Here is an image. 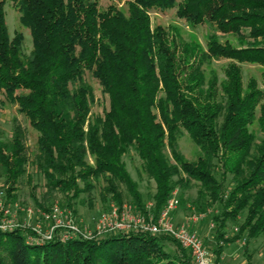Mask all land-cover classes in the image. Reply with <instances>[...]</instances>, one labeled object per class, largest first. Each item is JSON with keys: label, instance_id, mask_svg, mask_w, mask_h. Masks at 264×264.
I'll use <instances>...</instances> for the list:
<instances>
[{"label": "trees", "instance_id": "obj_1", "mask_svg": "<svg viewBox=\"0 0 264 264\" xmlns=\"http://www.w3.org/2000/svg\"><path fill=\"white\" fill-rule=\"evenodd\" d=\"M10 1L31 47L23 51L21 31L10 36L0 0V106L26 123L14 116L0 137L7 200L24 178L35 191L37 176L43 202L59 195L72 209L101 182L103 204L122 203L125 191L141 207L124 160L133 151L138 178L154 183L155 213L181 188L217 205V258L228 221L238 226L230 241L264 236V0ZM168 10L202 29L203 43L152 17ZM184 136L192 156L180 147ZM27 233L0 231V264H194L167 234L29 244Z\"/></svg>", "mask_w": 264, "mask_h": 264}, {"label": "built area", "instance_id": "obj_2", "mask_svg": "<svg viewBox=\"0 0 264 264\" xmlns=\"http://www.w3.org/2000/svg\"><path fill=\"white\" fill-rule=\"evenodd\" d=\"M176 190L159 211L154 212L152 201L145 202L141 207L132 202L109 201L101 211L92 227L83 225L67 207L58 201L52 203L48 210L31 207H19L5 198L0 190V231L16 228L29 230L25 241L29 244H41L57 238L60 242L76 238L89 239L109 233L147 232L150 234H167L172 236L183 248L187 249L194 264H226L223 257L217 256L205 247L191 225L205 217L204 213H192L182 224L172 222L171 214L178 208ZM19 214L22 215L21 220ZM36 218L32 224L30 220Z\"/></svg>", "mask_w": 264, "mask_h": 264}, {"label": "rangeland", "instance_id": "obj_3", "mask_svg": "<svg viewBox=\"0 0 264 264\" xmlns=\"http://www.w3.org/2000/svg\"><path fill=\"white\" fill-rule=\"evenodd\" d=\"M3 1H4L5 19L9 29L10 36H12L15 31H21L25 37L23 44V51L25 53H28L31 47V39L29 37V34L27 30L19 24L18 15L16 13L15 7L12 4V2L10 0H3ZM152 17L155 20H161L166 24L171 22L179 26H182L184 30L183 34H185V37L187 39L190 36H195L201 43H203V30L200 28H196L193 31L190 30L182 22L176 20L174 10H168L165 16L153 14ZM96 98L100 100V94L98 90H96ZM106 104L107 103L105 101L103 103L101 102L100 104H96L93 107V109L96 112H100ZM14 116L18 119V121L21 123L22 126L26 127V123L24 122L22 116L17 114L14 108H10L9 106H0V137L2 139L9 137L12 127V119ZM30 141H28L27 144H31ZM179 143L183 152L188 156H192L194 152V147L189 141V139L186 136H184L183 138H181ZM124 160L127 171L130 173V175L134 180H138L139 191L142 194L144 202L151 201V196L155 190L154 183L145 177H142L141 179L138 178L137 168L139 167L140 164L139 158L135 155L133 151H131L129 156H126ZM32 184H38V187L35 189V191L32 190L31 185H27L25 178L21 180L19 183V189L15 193L17 198L10 199L9 201L12 204H17L19 207L27 206L33 209H37L39 207L33 201L32 196H30V194L33 193L35 195V199L44 204V209L41 210L47 211L48 208L52 205V203L61 199V196L56 195L53 201L43 202L41 199V194L42 192H44L42 186L43 184L42 177L41 178L37 176L34 177ZM100 184L101 182L97 184L94 190H92L91 192L82 193L74 201L72 205V209L67 207L70 211L74 210L73 215L77 218V220H79V222H82L83 225H87L88 227H92V224L100 215L101 211L104 210V208H106L108 204L106 203L105 205L100 200L99 188H98V185ZM3 186L4 185L2 184V179H0V190L2 191H4L5 189L4 188L5 186L4 187ZM176 198L179 203L178 206L181 207L184 206L188 216L194 212L204 213L205 217L202 220H206L208 224H213V227L209 226L211 228L209 230L211 231V236H212L211 239L213 243L206 242L199 235L198 236L201 238L205 247L216 255L214 248L216 246L215 245L216 242L218 243V240L216 238L217 236L216 222L213 220V217L215 215H218L220 212L217 205H214L210 202L209 205H204L196 202L195 201L196 189H192V188L191 189L181 188L176 190ZM123 202H132L131 199L127 196L125 191H123ZM198 205L200 206L203 205V206L201 208L200 206L199 208H197ZM19 215H20L19 219L21 220L22 215L21 214ZM36 221H37L36 218H32L30 220V223L34 224ZM237 230H238V226L235 225L233 222L228 221L224 228L223 237L219 241L220 245H223V248H227L229 245L232 246L231 251L236 250V253L238 254V257L236 258L237 260L235 262H239V264H248V262L249 264H264V236H259L253 240H249L248 242H246L245 236H241L233 241H230V239H232V237L237 233ZM223 262L226 264H230L228 262H225L224 259Z\"/></svg>", "mask_w": 264, "mask_h": 264}, {"label": "crops", "instance_id": "obj_4", "mask_svg": "<svg viewBox=\"0 0 264 264\" xmlns=\"http://www.w3.org/2000/svg\"><path fill=\"white\" fill-rule=\"evenodd\" d=\"M187 217L188 215L187 212L185 211L184 206L183 207L178 206V208L175 211H173L171 214L172 222L176 225L184 223ZM209 226L213 227V224H208L206 220H202L199 223L192 224L191 229L195 231L206 242H212L211 231L209 230L211 228ZM231 247L232 246L229 245L227 248H223L221 256L223 257L225 262H228L230 264L232 263L239 264V262H235L237 260L236 258L238 257V254L236 253V250L231 251Z\"/></svg>", "mask_w": 264, "mask_h": 264}]
</instances>
